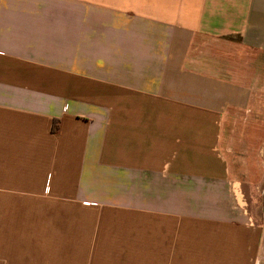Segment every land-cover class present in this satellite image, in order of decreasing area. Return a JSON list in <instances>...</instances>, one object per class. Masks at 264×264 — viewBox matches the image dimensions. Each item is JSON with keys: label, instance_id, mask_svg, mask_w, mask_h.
Masks as SVG:
<instances>
[{"label": "crops", "instance_id": "0c3cea01", "mask_svg": "<svg viewBox=\"0 0 264 264\" xmlns=\"http://www.w3.org/2000/svg\"><path fill=\"white\" fill-rule=\"evenodd\" d=\"M0 264H264V0H0Z\"/></svg>", "mask_w": 264, "mask_h": 264}, {"label": "trees", "instance_id": "16d2710c", "mask_svg": "<svg viewBox=\"0 0 264 264\" xmlns=\"http://www.w3.org/2000/svg\"><path fill=\"white\" fill-rule=\"evenodd\" d=\"M57 129H58V125H57V123H54L53 124V127H52V130L53 131H57Z\"/></svg>", "mask_w": 264, "mask_h": 264}, {"label": "rangeland", "instance_id": "374dc122", "mask_svg": "<svg viewBox=\"0 0 264 264\" xmlns=\"http://www.w3.org/2000/svg\"><path fill=\"white\" fill-rule=\"evenodd\" d=\"M6 255H7V253H6V252H4V253H3V260H5V259H6Z\"/></svg>", "mask_w": 264, "mask_h": 264}]
</instances>
